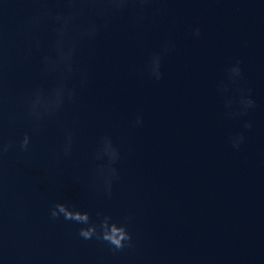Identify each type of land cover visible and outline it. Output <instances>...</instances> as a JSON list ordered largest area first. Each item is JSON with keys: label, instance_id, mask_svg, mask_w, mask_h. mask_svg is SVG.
Returning a JSON list of instances; mask_svg holds the SVG:
<instances>
[{"label": "water", "instance_id": "1", "mask_svg": "<svg viewBox=\"0 0 264 264\" xmlns=\"http://www.w3.org/2000/svg\"><path fill=\"white\" fill-rule=\"evenodd\" d=\"M41 0H0V143L31 129L21 98L49 84L41 51H28V20ZM50 5L62 0H48ZM86 17L103 25L98 10ZM84 41L87 72L74 103L45 120L31 150L0 153V261L3 264H264V0H128ZM200 36L192 34L195 26ZM45 40L50 29H33ZM166 41L163 77L146 64ZM239 59L256 107L225 115L217 83ZM78 79V77H77ZM17 113V121L9 119ZM137 113L144 123L133 126ZM246 120L253 122L245 129ZM65 129L74 132L64 156ZM243 131L233 148L229 137ZM121 147L120 179L107 196L93 179L101 134ZM58 200L116 216L131 214L133 245L114 252L53 220Z\"/></svg>", "mask_w": 264, "mask_h": 264}, {"label": "clouds", "instance_id": "2", "mask_svg": "<svg viewBox=\"0 0 264 264\" xmlns=\"http://www.w3.org/2000/svg\"><path fill=\"white\" fill-rule=\"evenodd\" d=\"M147 0H141V4ZM128 0H62L53 6L48 0H41L38 10L30 16L27 31L31 33L27 48L42 50L40 56L41 71L52 76L49 84H36L21 98L24 109L22 117L31 122V129L24 131L19 138L0 143V153L7 151L14 144L21 151L31 150L33 135L39 134L46 119L56 117L67 103H74L78 97L79 87L87 83V72L77 60L80 45L93 40L103 25L108 23L109 12L127 7ZM98 10L103 25L93 17H86L85 9ZM46 27L50 29L51 38L45 40L33 29ZM192 34L200 36L201 28L197 25ZM171 42L166 41L160 51L151 53L146 71L151 77L160 80L163 77L162 62L164 54L169 51ZM7 55V46L0 39V61ZM78 77V79H77ZM242 62L237 59L225 69V77L217 83V90L222 94L225 115L229 117L243 116L256 107V99L250 87L244 86ZM9 119L17 121V113L10 114ZM144 123L142 113H137L132 121L133 126ZM245 129H251L253 122L246 120ZM62 152L70 156L74 132L65 129ZM233 148H240L245 141L243 131L234 132L229 137ZM92 158L96 162L93 168V179L97 187L111 196L114 184L120 179L119 162L122 159L121 147L107 133L101 134L94 147ZM53 220L63 219L73 222L78 229V236L83 240L96 239L105 242L114 252L133 245L134 234L130 230L131 214L120 217L104 209L80 207L68 201L58 200L49 209ZM3 264V261H0Z\"/></svg>", "mask_w": 264, "mask_h": 264}]
</instances>
